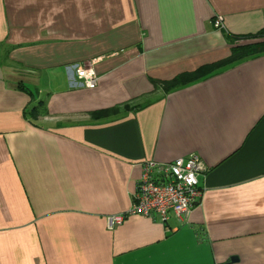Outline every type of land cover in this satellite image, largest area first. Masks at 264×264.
Masks as SVG:
<instances>
[{
	"label": "crops",
	"instance_id": "obj_1",
	"mask_svg": "<svg viewBox=\"0 0 264 264\" xmlns=\"http://www.w3.org/2000/svg\"><path fill=\"white\" fill-rule=\"evenodd\" d=\"M263 28L264 0H0V264H264V53L167 93L153 82ZM192 153L207 170L188 217L109 227L145 162Z\"/></svg>",
	"mask_w": 264,
	"mask_h": 264
},
{
	"label": "built area",
	"instance_id": "obj_2",
	"mask_svg": "<svg viewBox=\"0 0 264 264\" xmlns=\"http://www.w3.org/2000/svg\"><path fill=\"white\" fill-rule=\"evenodd\" d=\"M213 25L224 27L223 16L215 17ZM71 68L75 69L77 86L94 88L97 85L98 74L93 65L76 64ZM206 170L205 162L195 153L170 162H145L131 206L125 213L109 217V227L121 224L132 215L158 217L162 221L171 213L179 219L188 217L201 201L199 175Z\"/></svg>",
	"mask_w": 264,
	"mask_h": 264
},
{
	"label": "trees",
	"instance_id": "obj_3",
	"mask_svg": "<svg viewBox=\"0 0 264 264\" xmlns=\"http://www.w3.org/2000/svg\"><path fill=\"white\" fill-rule=\"evenodd\" d=\"M228 39H231L230 41L233 42L234 44L239 40L257 39L258 41L256 40L255 42H251L248 44L234 45L230 57L223 61H218L216 63L203 65L193 71L180 73L179 75L169 80H162V81L153 80L155 88L162 89L164 93H167L172 90L178 89L182 86H186L195 81H198L204 78L205 76H207L208 74L212 73L214 70L223 67L227 64L234 63L241 59H245L247 57L264 53V28L255 34H249V35L228 34ZM19 88L25 91L31 97L35 95V93L25 84L20 83ZM38 102H39L38 105L28 108L27 111H25V116L35 118L37 114H40L41 112H45V113L47 112V109L45 108V101L40 100ZM125 107L127 109L130 107V105L125 104ZM119 110H120L119 106H114V107H109L94 111L92 112L91 115L95 118H104L117 114Z\"/></svg>",
	"mask_w": 264,
	"mask_h": 264
}]
</instances>
